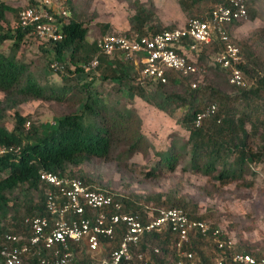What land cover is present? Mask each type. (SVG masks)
Masks as SVG:
<instances>
[{
	"label": "trees",
	"instance_id": "trees-1",
	"mask_svg": "<svg viewBox=\"0 0 264 264\" xmlns=\"http://www.w3.org/2000/svg\"><path fill=\"white\" fill-rule=\"evenodd\" d=\"M31 5L37 2L30 0ZM128 3L134 10L129 20L127 35L144 36L162 30L149 24L154 14L138 1L120 0ZM203 0H177L186 13L202 3ZM215 3L226 4L227 0H213ZM247 16L255 18L246 0ZM49 10V7L43 5ZM213 9V8H212ZM210 9L202 20L209 17ZM10 13L17 15L14 29H5ZM18 13L0 0V146L20 147L19 154L8 153L0 157V233L8 230L13 234H30L25 219L48 216L45 207L47 186L42 184L39 175L48 172L59 176H69L70 168L91 164L95 160L102 162L117 161L121 164L123 157L128 158L136 153L146 155L149 144L141 133V121L134 109L119 107L118 101L104 99L96 90L91 89L92 83H74L72 79L62 86H41L34 78L24 62L17 58L24 40L31 35L30 30L22 29L18 23ZM235 24V23H234ZM230 29V28H229ZM230 37H231V32ZM63 39L58 42H46L54 61L62 64L65 55H69L73 64L78 60L88 61L97 53L96 43L88 44V29L84 27L74 13L68 16V23L62 26ZM36 39V38H35ZM232 39V37H231ZM5 42H10L8 54L1 51ZM237 46V45H236ZM223 49L219 40L203 45L197 59L207 68L206 75L212 77L211 83L191 88L192 78L183 77L172 70H166L167 82L140 81L134 65L122 61L119 54L99 56V64L93 71L103 81H117L126 89L127 101L139 98L160 112L175 120L176 124L187 132L186 138L169 136L168 146L164 151H156V169L158 173L174 172L180 162H184L183 171L200 174L213 180L219 187L236 182H244L247 175L253 174L252 166L264 165V63L252 55V48L244 44L238 48L243 61L239 64L245 86L236 88L228 82V72L213 60ZM83 53V56L79 55ZM81 56V57H78ZM211 60L207 65L203 60ZM50 65V64H49ZM84 68V67H83ZM75 67L72 74L84 73L87 68ZM71 73V72H70ZM205 75V77H206ZM250 79V84L246 83ZM205 80V78H204ZM225 83L235 94L223 93L219 84ZM55 101L63 103L71 101L77 112L68 113L58 118L52 128L41 130L40 126L29 123L28 116L18 112L19 106L29 101ZM211 104L216 105V112L195 127V115ZM14 111V124L8 130L3 122L6 112ZM29 123V129L26 124ZM256 142V143H255ZM156 169L145 176L155 177ZM77 178V177H76ZM81 181L88 184L83 178ZM251 184H248L250 186ZM25 193L21 205L13 204L18 194ZM122 205L120 211L108 210L109 214H139L146 217L145 207L153 202V209L183 208L189 219L207 221L205 216H197L183 199L157 195L156 197H117ZM89 213V212H87ZM156 212H153V216ZM213 228H217L213 225ZM126 227L119 223L114 226L112 238H100L101 253L94 258L87 241L69 243L73 254L71 264H95L119 248ZM226 238L224 234L213 236L192 231L187 243L182 245V257H178L176 244L178 237L170 229L145 234L139 243L132 247L133 259L119 264H140L136 254H141L148 264H233L232 256L238 253L248 254L256 259L264 257V252L254 248L233 244L231 247L219 249L217 240ZM191 254L192 259L186 255ZM50 251L39 246L38 255L26 254L23 264H40L41 257H49ZM0 264L4 259L0 255Z\"/></svg>",
	"mask_w": 264,
	"mask_h": 264
},
{
	"label": "rangeland",
	"instance_id": "rangeland-1",
	"mask_svg": "<svg viewBox=\"0 0 264 264\" xmlns=\"http://www.w3.org/2000/svg\"><path fill=\"white\" fill-rule=\"evenodd\" d=\"M3 1L17 12L31 5L30 0ZM32 1L37 2L38 5L43 4V0ZM50 1L53 6L65 7L68 16L74 13L84 27H87L88 44L97 43L104 36L126 34L130 29L129 20L134 15L132 7L120 0ZM133 1H138L153 12L154 17L149 24L158 26V29L182 27L188 19L201 17L218 5L213 0H203L186 13L177 0H131ZM249 9L251 14L256 15L255 18L250 20L246 17L233 24L229 31L232 41L239 49L244 44L250 45L252 55L264 63V0H249ZM16 14H8L7 22L3 24L5 29L16 27ZM9 45L10 42H5L1 47L4 54H8ZM43 49H48V46L29 36L17 53V58L26 64L28 71L41 86L59 87L68 84L72 79H75L74 83L80 84L93 82L91 89L96 90L104 99H110L111 102L117 100L119 107L124 106L135 110L141 121L140 131L149 144L146 155L136 153L128 158L123 157L124 162L121 164L117 161L95 160L91 164L70 168L69 175L83 177L88 184L99 185L123 197L162 195L176 201L183 199L188 202L191 210L194 208L193 213L197 216H205L210 224L216 225L234 244L264 252V165L252 166L253 174L247 175L244 182H236L224 187H219L216 182L200 174L183 171L184 162L182 161L174 172L158 173L156 151H164L167 148L170 135L183 139L187 137V132L182 130L175 120L141 99L135 98L129 103L126 89L118 85L117 81H103L98 76L100 73L93 69L72 74L75 67L83 68L91 59L86 62L81 59L73 64L67 54L62 61L63 72L55 73L49 66L50 63L55 62L51 53H45ZM79 55L83 56V53ZM241 57L243 61L244 58ZM203 61L207 65L211 64L209 59ZM211 79V76L206 75L205 84L211 83ZM246 83L250 84V79L246 78ZM219 86L223 93L235 94L229 85L220 83ZM1 98H3L2 94H0ZM78 110L79 107L71 101L59 103L34 100L18 108L22 116L29 117V123L40 126L42 131L52 128L61 116ZM3 124L8 130L13 128L14 111L6 112ZM152 169H156V176H145ZM248 184L251 185L248 186ZM24 194H18V197L10 203L11 206L15 203L21 205L25 199ZM149 206H153V202ZM100 253L101 247L95 254L93 253L94 258L98 259Z\"/></svg>",
	"mask_w": 264,
	"mask_h": 264
},
{
	"label": "built area",
	"instance_id": "built-area-1",
	"mask_svg": "<svg viewBox=\"0 0 264 264\" xmlns=\"http://www.w3.org/2000/svg\"><path fill=\"white\" fill-rule=\"evenodd\" d=\"M246 0H227L226 4L215 6L206 19L192 17L185 25L171 30H162L155 34L138 36L137 34L108 35L97 43V54L84 66L95 69L99 64V56L112 57L119 54L122 61L135 66L140 81H154L161 84L167 82L166 70H172L183 77H191V88L204 86L207 68L197 59L203 45L219 40L222 51L215 56L214 65L228 72V82L236 88H243L245 81L239 64L242 62L240 51L232 41L229 28L236 22L246 18ZM50 0H43L42 5H29L18 13V23L24 30L41 43L58 42L63 39L62 26L68 23L67 9L53 6ZM49 7V10L43 8ZM50 69L62 73L64 66L59 62L50 63ZM216 105L211 104L197 113L193 119L195 127L216 112ZM29 128V123L26 124ZM20 147H1L0 157L8 153L19 154ZM40 182L47 186L45 207L48 216L25 219L30 234H13L8 230L0 233V255L4 264H23V256L38 255L42 245L50 251L49 257H41L40 264H71L73 254L69 243L87 241L89 249L100 248V238H112L114 226L122 223L126 230L118 249L95 264H119L130 261L134 255L131 250L145 234L170 229L178 237L176 244L178 257L182 253V245L188 242L192 231L218 236L222 232L213 228L207 221L189 219L183 208L153 209L146 206L147 216L139 214H109L108 210L120 211L121 203L116 195L99 185L86 184L76 177L59 176L42 172ZM89 212V213H87ZM153 212L156 215L153 216ZM234 243L229 237L217 240L219 249L231 247ZM191 260L192 255L187 254ZM140 264H148L143 255L136 254ZM233 264H264V257L256 259L248 254L238 253L232 256ZM178 264H184L179 260ZM192 264V263H191ZM217 264H223L218 259Z\"/></svg>",
	"mask_w": 264,
	"mask_h": 264
}]
</instances>
